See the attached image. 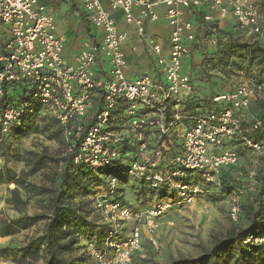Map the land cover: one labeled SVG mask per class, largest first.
I'll use <instances>...</instances> for the list:
<instances>
[{
	"label": "built area",
	"instance_id": "2783aa9c",
	"mask_svg": "<svg viewBox=\"0 0 264 264\" xmlns=\"http://www.w3.org/2000/svg\"><path fill=\"white\" fill-rule=\"evenodd\" d=\"M104 1L108 7L102 0H83L89 20L103 36L101 43L83 50L78 66L72 67L64 59L66 41L57 33L44 0H0V30L6 29L9 35L0 40V99L7 86L21 87L27 95L0 110V143L33 116H50L62 130L66 154L75 153L76 164L93 169L125 164L122 175L109 177L95 196L99 229L105 234L99 245L88 247L87 254L94 264H133L145 233L158 249L156 235L166 215L203 201L220 188L226 170L236 173L242 158L234 140L244 133L240 138L247 148L264 150V142L246 137L255 129L264 130V124L250 118L257 89L249 83L213 95L209 111L191 114L185 110L195 88L184 62L189 43L196 39L185 11L200 7L204 0ZM208 3L221 18L233 17L248 42L264 46V9L252 0ZM159 8L165 9L170 27L168 57L162 55L160 44H151L163 80L149 73L130 78L122 49L128 35L118 29L112 13L121 11L125 22L144 37L146 23L158 20ZM99 55L107 65L103 73L94 67ZM248 121L252 127L245 131L242 123ZM250 178L253 185L258 184L255 173ZM123 179L137 182L140 197L148 190L154 193L145 198L149 201L145 208H133L121 200ZM229 213L233 221L238 220V195L231 197ZM243 245L249 250L264 245V223Z\"/></svg>",
	"mask_w": 264,
	"mask_h": 264
},
{
	"label": "rangeland",
	"instance_id": "374dc122",
	"mask_svg": "<svg viewBox=\"0 0 264 264\" xmlns=\"http://www.w3.org/2000/svg\"><path fill=\"white\" fill-rule=\"evenodd\" d=\"M216 43V50L209 48V45L202 48L195 67L190 69L195 84V94L190 100L195 101L194 104L200 102L204 108L210 103L213 93H221L249 83L257 89L254 101L257 103L256 106L263 109L262 53L254 47L243 48L229 39H219ZM28 128L29 133L18 136L13 133L0 143V224L1 221H20L22 225L15 235L0 236V264H44L46 261L43 246L36 255H28V252L23 250L46 234L51 201L55 196L60 168L63 166L61 160L67 154L62 137L56 134L57 127L53 121L35 117ZM244 151L246 154L233 176L234 183L239 184L240 190L227 197L213 190V199H204L193 206L172 210L160 221V230L156 235L158 249L151 246L145 233L143 248L135 255L133 264H171L172 261L181 258H195L209 250L219 240L248 226L249 219L245 206L249 193H253L257 185L252 184L250 174L255 173L258 180L257 177L264 173V150L258 153L246 148ZM39 157L59 160L60 163L57 166L51 162L41 172L33 174L32 161ZM239 172L244 173L243 176L239 177ZM120 187L123 190L120 189L119 194H123L124 200L133 208H145L148 205L149 201L137 193L138 184L134 179L127 183L121 182ZM42 189H47L48 192L37 195ZM237 195L239 203L244 205V210L242 209V215L238 220L233 221L229 208L231 197ZM73 204L80 206L84 204L89 211V220L100 226L101 219L94 207L95 196L78 193ZM40 217L42 220L36 221ZM129 230L130 226H127L125 231L128 233ZM64 231L61 233L60 247L56 249L57 254L68 259L71 256L87 257L88 264H94L87 251L91 244L95 246L100 244L95 238V233L84 229L79 231L81 247L73 254H68L69 247L66 241L70 236L67 233L69 229ZM224 262L233 264V258L227 255Z\"/></svg>",
	"mask_w": 264,
	"mask_h": 264
},
{
	"label": "trees",
	"instance_id": "16d2710c",
	"mask_svg": "<svg viewBox=\"0 0 264 264\" xmlns=\"http://www.w3.org/2000/svg\"><path fill=\"white\" fill-rule=\"evenodd\" d=\"M233 42L242 45L243 48L254 47L264 56V46L258 42ZM216 94H218V92L213 93L212 95ZM26 97L27 95L25 89L17 86H7L4 97L0 99V110L6 108L7 106L14 105L19 101L24 100ZM193 102L195 101L190 100L185 102L184 105L186 112L192 114L199 109L202 111H209L213 108L211 103H208V105L202 108L200 102L196 104ZM262 103H264V101H261V104ZM256 104L257 103L254 102L250 107V118L259 119L264 124V107L263 109L258 108ZM35 117L37 118V115L30 118L20 130L14 133V135L18 136L29 133L30 128L28 127L32 124V121H34ZM41 118L43 120L53 121L57 127L56 134L62 137L65 149L67 151V144L64 140L62 130L56 120L50 116H43ZM251 121L243 122L242 129L246 131L251 128ZM246 137L252 138L256 141L264 142V130L255 129L248 133ZM233 143L235 144L234 147L239 153L240 157H244L246 154L244 150L247 147L243 145V140H241L239 137L237 140H234ZM74 156L75 153L67 154L66 157L61 160L63 166L61 165L62 167L60 168V173L57 177L56 188L54 191L55 196L51 201V214L48 217L49 220L46 234L37 241L30 243L28 248L23 250L28 252V255H36L39 254L43 246L45 248L43 249L44 253L46 254V261L44 264H88L89 259L87 257L84 258L80 256H71V258L68 259L65 257H60L56 252V249L60 247L59 241L61 239V233H64V230L67 228L69 229L67 233L70 235L66 241L69 247L67 250L68 254H73L75 250H79L77 248L81 247L79 231L84 229L91 231L93 234L95 233V238L98 241H101L105 234L104 230L99 229V225L89 220V211L85 208V205H74L73 201L78 193L93 197L96 196L100 190L105 188L106 181L109 177H119L122 175L125 169V164L121 162H117V165L105 169H93L84 164H76L74 162ZM51 162H54L57 166L60 163L59 160L53 161V159H49L47 157H39L32 161L31 172L33 174L39 173ZM234 175V171L232 170H226L223 173L221 177V186L216 190L219 192L218 194L227 197L240 190L239 184L234 183ZM257 178L258 184L256 185L253 193H249V197H247L248 202L245 206V209L247 208L246 212L249 219L248 226L236 233L230 234L226 238L219 240L209 250L198 257L181 258L172 261L171 264H226L224 261L227 255L233 258V264H264V245L255 247L251 250L243 245L244 240L253 234L255 230L260 228L264 223V173L259 175ZM123 182H126L125 179H123ZM47 192V189H42L37 192V195H43ZM153 194V192L148 190L142 192L141 196L145 199L147 197L150 198ZM213 194L211 193L207 195L205 199H213ZM242 209L244 210V205L240 204L239 217L242 215ZM38 220H42V217H40V219H36V221ZM20 226H22L20 221H1L0 236L8 237L15 235L19 231Z\"/></svg>",
	"mask_w": 264,
	"mask_h": 264
},
{
	"label": "crops",
	"instance_id": "0c3cea01",
	"mask_svg": "<svg viewBox=\"0 0 264 264\" xmlns=\"http://www.w3.org/2000/svg\"><path fill=\"white\" fill-rule=\"evenodd\" d=\"M104 5L108 7V4ZM259 9H264V0H252ZM47 11L55 18L57 33L65 39L64 59L72 67L78 66V56L88 46L98 45L102 41L103 32L94 27L85 11L83 0H44ZM159 18L155 22H147L145 35L141 37L134 25L125 22L121 11L112 13L118 29L126 32L127 40L122 44L127 60L126 73L128 77L135 78L144 73L153 75L157 80H163L162 70L157 67L158 55L153 51L151 42L161 45L162 55L168 57L170 50V27L165 19V9H158ZM210 15L212 20L205 22L204 17ZM185 19L193 25L195 41L189 43V55L186 57L184 67L190 74L191 67L204 49L216 50L217 40L229 39L241 43H248L250 39L238 28L233 17L221 18L217 11H211L208 0L198 8L185 11ZM6 29L0 30V40L8 38ZM95 71L103 73L107 68L105 58L99 55ZM195 85V84H194ZM230 90V89H229ZM227 91V90H226Z\"/></svg>",
	"mask_w": 264,
	"mask_h": 264
}]
</instances>
